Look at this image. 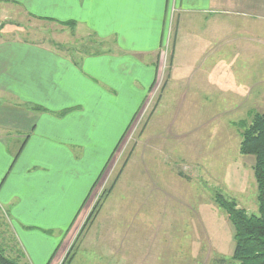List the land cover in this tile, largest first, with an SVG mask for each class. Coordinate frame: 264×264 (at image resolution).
<instances>
[{"label":"crops","instance_id":"0c3cea01","mask_svg":"<svg viewBox=\"0 0 264 264\" xmlns=\"http://www.w3.org/2000/svg\"><path fill=\"white\" fill-rule=\"evenodd\" d=\"M0 9V28L20 14L35 22L28 30L10 25L14 36L0 41V205L31 230L15 227L26 264L53 263L123 135L149 105L173 14L190 15L189 26L204 15L195 23L196 47L209 59L196 65L200 71L222 62L229 72L230 47L264 44V0H0ZM37 25L58 32L45 39ZM69 32L80 48L60 42ZM256 59L264 76V52ZM176 61L175 49L170 81L183 66ZM259 83L256 100L264 102ZM12 137L24 139L15 159Z\"/></svg>","mask_w":264,"mask_h":264},{"label":"rangeland","instance_id":"374dc122","mask_svg":"<svg viewBox=\"0 0 264 264\" xmlns=\"http://www.w3.org/2000/svg\"><path fill=\"white\" fill-rule=\"evenodd\" d=\"M3 15L0 9V22ZM203 16L192 17L196 20L190 26V15L171 16L167 59L161 54L159 61L160 71L166 68L158 77L156 93L131 125L52 264H64L72 248L66 264H237L235 227L214 199L221 193L249 214L258 212L254 157L240 151L243 129L238 123H249L254 113H264V102L256 100L264 80L256 58L263 54L264 44L235 43L228 50L235 57L229 72L222 62L200 71L196 65L209 61L208 51L202 54L195 42V23ZM5 22L0 41L14 36L12 24L35 26L21 14ZM36 28L45 39L58 32L47 25ZM78 32L88 31L79 27ZM74 41L70 32L60 38L61 43L80 48ZM175 49L176 62L183 66L170 81ZM162 92L166 95L159 103ZM24 139H10L13 159ZM110 187L98 215L88 223L98 199ZM15 227L31 231L15 225L7 207L0 205V250L26 264Z\"/></svg>","mask_w":264,"mask_h":264},{"label":"trees","instance_id":"16d2710c","mask_svg":"<svg viewBox=\"0 0 264 264\" xmlns=\"http://www.w3.org/2000/svg\"><path fill=\"white\" fill-rule=\"evenodd\" d=\"M65 25L69 26L72 32L74 31V22H68ZM238 125H240L243 129L241 133L242 138L240 142V151L243 155L254 157L253 170L257 182L258 212L257 214H249L244 208L239 207L235 199L228 198L221 193H218L217 196H215L214 201L217 205H219L226 211L229 220L235 227L236 246L233 260H235L237 264H264V113H254L249 123L247 121H241L238 123ZM130 127L131 126H129L128 130L130 129ZM127 132L123 135L115 151L105 165L97 181L93 185L89 196L81 207L80 212L82 211V209H84L93 191L102 179L109 164L114 158L115 153L120 148ZM112 188L113 187H110L104 190L89 215L88 223L92 222L93 219L98 215L103 200L111 192ZM72 250L68 252L67 257L63 262L64 264H66L70 259ZM51 261L49 262V264L51 263ZM0 264L22 263L20 262V259L8 258L0 250Z\"/></svg>","mask_w":264,"mask_h":264},{"label":"built area","instance_id":"2783aa9c","mask_svg":"<svg viewBox=\"0 0 264 264\" xmlns=\"http://www.w3.org/2000/svg\"><path fill=\"white\" fill-rule=\"evenodd\" d=\"M164 51H165V52H164V57H165V62H166L167 55H168V45L166 46V48H165ZM165 68H166V67H164V69H165ZM164 69H163L162 71H164ZM162 71L160 72L161 74H163ZM159 81H160V80L157 79L156 85H155V87H154V89H153V92H152L151 101H152V99H153V95L156 93V90H157V88H158V83H159Z\"/></svg>","mask_w":264,"mask_h":264}]
</instances>
